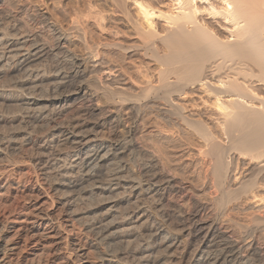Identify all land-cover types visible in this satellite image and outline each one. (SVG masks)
<instances>
[{"label": "bare ground", "instance_id": "bare-ground-1", "mask_svg": "<svg viewBox=\"0 0 264 264\" xmlns=\"http://www.w3.org/2000/svg\"><path fill=\"white\" fill-rule=\"evenodd\" d=\"M108 1L136 43L95 40L80 3L20 7L26 26L0 0V264H264V206L246 205L264 203V0ZM136 50L154 78L138 82L113 54ZM189 91L210 118L185 113ZM152 114L198 137L210 205L245 244L205 203L172 204L185 190L177 154L139 137Z\"/></svg>", "mask_w": 264, "mask_h": 264}, {"label": "rangeland", "instance_id": "rangeland-1", "mask_svg": "<svg viewBox=\"0 0 264 264\" xmlns=\"http://www.w3.org/2000/svg\"><path fill=\"white\" fill-rule=\"evenodd\" d=\"M6 1H7L6 7H8V9L11 7L9 9V11L14 13V14H18L20 19L23 21V23L26 26L29 25L26 22L27 19L19 11V10H22L23 8H25V9L29 8V11L31 13H34V12L45 13V12L49 11V12H47L48 14H50V13L51 14H54V13L57 14L58 12L62 13L64 10L62 7H65V8L69 7L72 9H81L82 8L81 9V11L83 12L82 16L85 19V21H87L86 24L90 28V29L89 28L88 29L91 31L94 39L96 38L95 40L102 41V42H109V41L115 40V41H121L123 43L124 42H126V43H129V42L134 43L135 42L136 43V41H135L136 38L134 36H132V32H131L132 30L130 28V25L125 20H123L121 17H119L118 15H113V13L111 12V8H110L108 0H80L79 2L77 0H6ZM161 2H165V1H161ZM78 3H80V5ZM76 5H77V8H75ZM62 21H63L64 27L68 28V25L71 22L70 19L64 17L62 19ZM32 27H34L32 29V30H34V32L35 31L39 32L40 27L36 28V26H33V25L29 26V28H32ZM43 35L48 39L50 38V35L47 32L44 33ZM67 46H68V49H70L73 53L75 52L77 54H80V53L84 52L83 51L84 48H83L82 44L81 43L79 44V42L77 40H75L74 37H70ZM140 52H139V50H136L134 52H131L130 54L122 53V52L118 53L116 51H114V53H113L114 57L119 58L118 59L119 63L124 67V69L130 75L132 74L131 75L132 77H135L137 75L134 79L138 80V82H142L143 80L146 81L149 78H154L156 75V66H157L155 63H152V61L150 62L142 54V52L141 53ZM116 53H118V54H116ZM121 58H123V59H121ZM139 80H142V81H139ZM179 101L184 106V108L186 110L185 113L187 115H190L191 117L196 118V119L197 118L199 119V118L205 117V116L210 118L211 115L213 114V111H212L213 106H211V102H209V100L206 98L205 95L200 94L199 91H189L187 94L181 96ZM211 112H212V114H211ZM124 118H125L124 119V122H125L124 125L129 126V124L131 123V120L129 118L128 110L124 111ZM142 122H144V123H142ZM141 123L142 124L139 127L140 128L139 129V137L142 139L143 142H145L144 144H146V145H143V146L146 147L147 150L148 149L150 151L155 150L153 148L154 143H152V141L153 142L155 141V143H157V144H161V145L166 146V147L169 146L170 149H172L171 152L174 151V154H177V156H176L177 158L174 156L171 157L170 162L173 163V161H174V163L173 164L170 163L171 165H173V167L172 166L170 167V164H169V168L172 169L176 174L178 173L176 175V179L179 178L177 180L179 181L180 184H182L183 181L185 182V183L183 182V186H185L184 187L185 190H184V194L181 197H179V198L178 197H171L174 199L173 202L171 199L172 204H177L176 202L179 199L180 203L183 204L184 208L186 206L185 209L188 210L192 206V204L195 203V201L198 203H201V204L205 203L204 205L209 206V211L205 212L204 215H206V216L204 218L205 219H206V217L208 219L213 218V219L219 220V222L220 221L222 222V220L225 219V221H223V223H222L225 230H227L228 232H234L235 231L234 232L235 235L238 236V237L236 236L237 239H240L241 235L239 233V230L236 227H234L235 225L234 224L232 225V222L231 223L228 222V220L225 216H224V219H222L223 214L221 215V213H219V210H217L214 205H213L214 208L212 207V205H210V203H212V198H214V195H216V194L213 190L212 191L208 190L210 187L208 180L205 181V180H203V178L198 177L199 172L202 171V167H203L202 164H200L201 158L198 157V150H197L199 148L198 137L195 134L193 136L192 135L193 132L188 131V130H187V132L189 134L191 133L190 134L191 136H188V138H190V139H188L187 137L184 139L182 137L177 136V132L175 131V129L172 131L173 132L172 133L171 131H169L170 130V129H168L169 127L166 128V127H163L162 125H160V123H161L160 120L157 119L154 114L149 115V117L146 116L145 119H143L141 121ZM186 139L190 143L187 142ZM179 157H180V161L177 160V159H179ZM174 158H175V160H174ZM197 178H199V179H197ZM187 181H189V183ZM205 182H207V183H205ZM205 184L208 185L209 187L206 186ZM203 188H204V190H203ZM205 190H207V191H205ZM203 191H205V192H203ZM263 191H264V189H263ZM263 196H264V193L262 194V197ZM191 197H192V199H191ZM175 199H177V200L175 201ZM188 199H189V201H188ZM259 199L250 200L246 204L247 207L250 208L251 206H254V207L264 206V203L262 201H260L261 199L260 200ZM174 201H175V203H174ZM183 201H185V202H183ZM249 210H248L249 213L247 212L248 214H250L252 212L254 213L258 209H256L255 211H253V209H249ZM215 215H216V217H215ZM217 217H218V219H217ZM235 218H238L235 220H238V221L240 220L239 215L237 217L235 216ZM240 218H241L240 221H242L243 216L240 215ZM235 229H237V230H235ZM260 229H262V228L258 229L259 232H257L256 238H257V241H260V246L262 247V249L264 251V234ZM262 230L264 231V229H262ZM258 233H260V234H258ZM258 237H259V239H258ZM240 240L242 241L243 239L241 238ZM240 240H238V241H240ZM241 241H240V243H241ZM246 242L242 241V243H244V244Z\"/></svg>", "mask_w": 264, "mask_h": 264}]
</instances>
